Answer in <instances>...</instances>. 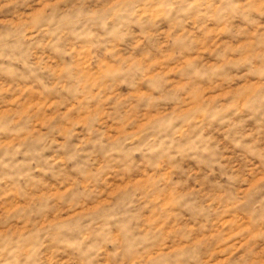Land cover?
I'll use <instances>...</instances> for the list:
<instances>
[{
  "label": "rangeland",
  "instance_id": "374dc122",
  "mask_svg": "<svg viewBox=\"0 0 264 264\" xmlns=\"http://www.w3.org/2000/svg\"><path fill=\"white\" fill-rule=\"evenodd\" d=\"M115 2L0 0L18 49L0 56V248L30 247L21 264H264V17L201 0L107 43L74 23Z\"/></svg>",
  "mask_w": 264,
  "mask_h": 264
},
{
  "label": "clouds",
  "instance_id": "9594fccd",
  "mask_svg": "<svg viewBox=\"0 0 264 264\" xmlns=\"http://www.w3.org/2000/svg\"><path fill=\"white\" fill-rule=\"evenodd\" d=\"M223 8L228 12L229 15H239L247 18L248 23H255L258 14L264 17V0H221ZM201 5V0H116V2L110 6L103 8H97L93 12H78L76 13V20L74 23L82 24L83 28H88L91 31L92 28H96L98 31L96 33L97 41L104 40L107 43V38L112 35V33L120 28H127L133 24L137 23V20L141 18V13L143 15L151 16V14L156 11L163 9L165 13L171 15L173 12L177 16L181 12H186L189 9L196 8ZM203 6V5H201ZM115 10L116 14H113ZM163 14V13H162ZM83 17V20L80 19ZM67 19L66 15H57L53 12L50 14L48 23L57 27L63 24ZM84 21H87L85 23ZM103 32V36L99 32ZM5 49H11L12 54H15L18 49L14 45H9L6 41H0V56H5L7 53ZM169 147H175L177 150L181 148L179 142L174 145H169ZM130 161H125L129 163ZM133 165L135 160L131 161ZM27 240V238H25ZM4 247L0 248V264H21V260L24 257L21 256V252H30L31 249L27 245L21 247V242H13L11 237L6 236L4 241ZM15 243L17 247H12L11 251L9 248ZM32 257L29 255L27 257L30 260ZM25 264L27 261L25 260Z\"/></svg>",
  "mask_w": 264,
  "mask_h": 264
}]
</instances>
